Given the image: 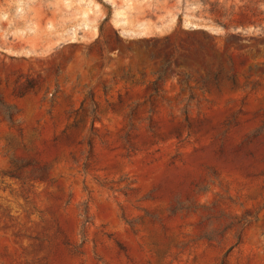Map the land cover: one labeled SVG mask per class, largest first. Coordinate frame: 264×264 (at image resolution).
I'll use <instances>...</instances> for the list:
<instances>
[{
  "label": "rangeland",
  "instance_id": "1",
  "mask_svg": "<svg viewBox=\"0 0 264 264\" xmlns=\"http://www.w3.org/2000/svg\"><path fill=\"white\" fill-rule=\"evenodd\" d=\"M0 264H264V0H0Z\"/></svg>",
  "mask_w": 264,
  "mask_h": 264
}]
</instances>
